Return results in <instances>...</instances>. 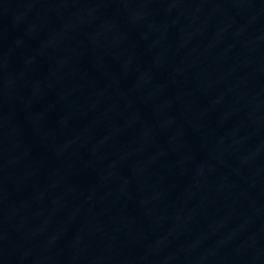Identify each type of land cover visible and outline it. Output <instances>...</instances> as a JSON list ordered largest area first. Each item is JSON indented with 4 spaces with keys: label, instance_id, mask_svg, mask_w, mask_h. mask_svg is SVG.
I'll use <instances>...</instances> for the list:
<instances>
[{
    "label": "water",
    "instance_id": "1",
    "mask_svg": "<svg viewBox=\"0 0 264 264\" xmlns=\"http://www.w3.org/2000/svg\"><path fill=\"white\" fill-rule=\"evenodd\" d=\"M0 264H264V0H59Z\"/></svg>",
    "mask_w": 264,
    "mask_h": 264
}]
</instances>
